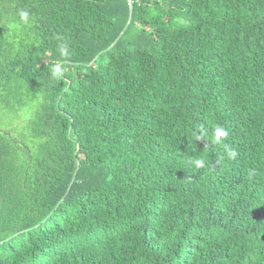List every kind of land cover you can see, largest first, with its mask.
<instances>
[{
    "label": "trees",
    "instance_id": "trees-1",
    "mask_svg": "<svg viewBox=\"0 0 264 264\" xmlns=\"http://www.w3.org/2000/svg\"><path fill=\"white\" fill-rule=\"evenodd\" d=\"M0 264H264V0H0Z\"/></svg>",
    "mask_w": 264,
    "mask_h": 264
},
{
    "label": "clouds",
    "instance_id": "clouds-1",
    "mask_svg": "<svg viewBox=\"0 0 264 264\" xmlns=\"http://www.w3.org/2000/svg\"><path fill=\"white\" fill-rule=\"evenodd\" d=\"M21 15L23 17H26L27 13H22ZM193 134L196 135L197 139L204 138V136L206 135V133H204V132H201V134H199V135H197L196 133H193ZM228 135H229L228 131L223 126H217L214 130V139L217 143H221L222 142L221 138H226V137H228ZM228 154H229V157H235L236 156L235 151H230ZM194 163H195L197 168L204 166V161L201 159L195 160Z\"/></svg>",
    "mask_w": 264,
    "mask_h": 264
}]
</instances>
